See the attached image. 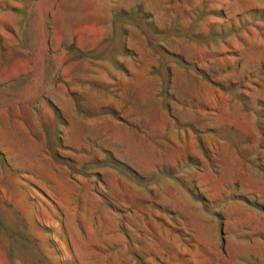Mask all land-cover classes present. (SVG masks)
<instances>
[{
  "label": "rangeland",
  "instance_id": "obj_1",
  "mask_svg": "<svg viewBox=\"0 0 264 264\" xmlns=\"http://www.w3.org/2000/svg\"><path fill=\"white\" fill-rule=\"evenodd\" d=\"M0 264H264V0H0Z\"/></svg>",
  "mask_w": 264,
  "mask_h": 264
}]
</instances>
